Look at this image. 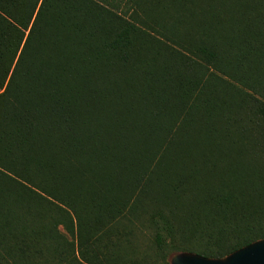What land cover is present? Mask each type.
Segmentation results:
<instances>
[{"label":"trees","instance_id":"16d2710c","mask_svg":"<svg viewBox=\"0 0 264 264\" xmlns=\"http://www.w3.org/2000/svg\"><path fill=\"white\" fill-rule=\"evenodd\" d=\"M261 240L264 0H0V264Z\"/></svg>","mask_w":264,"mask_h":264},{"label":"water","instance_id":"95a60500","mask_svg":"<svg viewBox=\"0 0 264 264\" xmlns=\"http://www.w3.org/2000/svg\"><path fill=\"white\" fill-rule=\"evenodd\" d=\"M178 264H264V240L244 247L221 260H211L187 254Z\"/></svg>","mask_w":264,"mask_h":264},{"label":"rangeland","instance_id":"374dc122","mask_svg":"<svg viewBox=\"0 0 264 264\" xmlns=\"http://www.w3.org/2000/svg\"><path fill=\"white\" fill-rule=\"evenodd\" d=\"M152 240V232L141 229L138 227L135 230L134 236L132 238V244L137 249V251L141 254L144 253L147 247L151 245ZM189 253L186 252H175L168 256L167 262L169 264H178L182 261L183 258H186V255Z\"/></svg>","mask_w":264,"mask_h":264}]
</instances>
